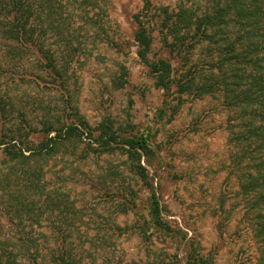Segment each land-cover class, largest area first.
<instances>
[{"label": "rangeland", "instance_id": "rangeland-1", "mask_svg": "<svg viewBox=\"0 0 264 264\" xmlns=\"http://www.w3.org/2000/svg\"><path fill=\"white\" fill-rule=\"evenodd\" d=\"M178 1L151 0L155 8L168 7L169 11ZM61 2L72 47L66 51L59 45L52 47L60 55L70 54L68 79H17L30 69L31 64L25 62L22 72L0 76V96L9 98L38 127L47 110L64 119L74 106L92 127L108 119L123 137L149 133L152 154L142 156L140 163L153 183L162 218L183 234L152 231L144 238L131 227L142 224L139 217L148 192L134 181L119 150L87 157L79 152L58 153L48 162L50 177L75 207L64 225H68L65 241L76 260L80 264H187L188 254L199 252L209 255L212 264H259L260 245L251 236L239 184L230 172V112L223 97L218 92L199 97L187 93L180 100L170 95L176 108L163 109L164 93L138 58L132 38V17L141 9L142 0H98L100 9L89 12L80 0ZM155 17L148 58H169L182 69L178 58L169 56L163 41L166 30ZM207 48L203 42L190 56V65L197 64L204 75L209 74L204 65ZM120 74L122 85L116 79ZM65 80L64 88L60 82ZM111 171L115 174L110 175ZM122 185L136 192L135 210L122 212L118 194ZM53 222L61 224L57 218ZM33 227L8 226L0 216V241L32 237L49 246L61 241L58 234ZM42 231L46 235H40ZM47 257L44 264H48ZM23 261L30 264L28 259Z\"/></svg>", "mask_w": 264, "mask_h": 264}, {"label": "trees", "instance_id": "trees-1", "mask_svg": "<svg viewBox=\"0 0 264 264\" xmlns=\"http://www.w3.org/2000/svg\"><path fill=\"white\" fill-rule=\"evenodd\" d=\"M142 1L132 17V38L138 58L148 68L155 87L164 93L163 109L176 108L168 99L170 95L180 100L187 93L199 97L216 92L229 109L230 172L239 184L251 236L260 245L258 262L264 264V0H179L171 11L155 8L151 0ZM80 2L88 12L100 9L98 0ZM62 7L61 0H0V76L22 72L27 62L30 69L17 79H68L70 54L60 55L52 47H72ZM153 17L166 30L163 41L169 56L178 58L182 69L174 67L169 58H148ZM203 42L208 46L204 63L208 75L197 64L190 65V56ZM116 79L122 85L123 75ZM60 85L65 88L66 80ZM70 108L64 119L47 110L38 127L24 111L15 109L9 98L0 96V216L8 226L31 230L36 225L61 238L55 246L41 245L32 237L0 241V264H25L24 259L44 264L45 255H49L48 264H80L65 241L68 225L64 224L75 207L50 177L48 162L58 153L72 156L79 152L87 157L119 150L134 181L148 192L139 217L142 224L131 227L144 238L152 231L167 236L182 234L162 218L159 198L140 163L142 156L152 154L151 135L123 137L108 119L92 127L77 107ZM121 188L122 212L135 210L139 203L136 192L129 186ZM53 218L61 224L55 226ZM40 235L46 234L42 231ZM190 249L194 248L190 245ZM187 264H212V259L199 252L189 253Z\"/></svg>", "mask_w": 264, "mask_h": 264}]
</instances>
